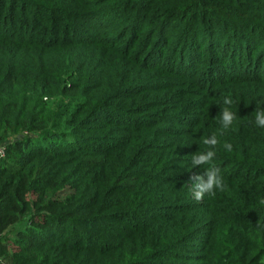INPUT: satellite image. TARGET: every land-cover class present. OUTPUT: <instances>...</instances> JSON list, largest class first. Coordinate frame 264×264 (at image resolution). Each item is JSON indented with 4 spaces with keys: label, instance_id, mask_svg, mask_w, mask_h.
<instances>
[{
    "label": "trees",
    "instance_id": "trees-1",
    "mask_svg": "<svg viewBox=\"0 0 264 264\" xmlns=\"http://www.w3.org/2000/svg\"><path fill=\"white\" fill-rule=\"evenodd\" d=\"M257 109L264 0H0V257L264 264ZM213 133L225 189L197 201Z\"/></svg>",
    "mask_w": 264,
    "mask_h": 264
},
{
    "label": "clouds",
    "instance_id": "clouds-1",
    "mask_svg": "<svg viewBox=\"0 0 264 264\" xmlns=\"http://www.w3.org/2000/svg\"><path fill=\"white\" fill-rule=\"evenodd\" d=\"M223 103L226 107L220 112V120L222 129L226 130L232 126L236 115L230 110V106L233 104V100L230 96H226L223 99ZM255 124L259 127H264V109L255 110ZM218 143L217 134L213 133L211 136L203 139V144L208 146L207 149L203 152H195V154L192 155L193 166H208L203 171L202 175L190 177L193 181L191 185L192 197L197 201L203 200L206 194L210 197L215 196L216 190L223 191L225 189L223 178L220 175V169L212 163L216 156L215 146ZM224 147L227 151L232 150V145L230 143H225ZM261 203L264 204V200H262Z\"/></svg>",
    "mask_w": 264,
    "mask_h": 264
},
{
    "label": "rangeland",
    "instance_id": "rangeland-1",
    "mask_svg": "<svg viewBox=\"0 0 264 264\" xmlns=\"http://www.w3.org/2000/svg\"><path fill=\"white\" fill-rule=\"evenodd\" d=\"M10 140V139H9ZM5 143V142H4ZM64 195V194H63ZM14 228H12L11 230H10V235L11 236H14L15 235V231L13 230ZM0 264H8V259L6 258V257H4V256H1L0 257Z\"/></svg>",
    "mask_w": 264,
    "mask_h": 264
},
{
    "label": "built area",
    "instance_id": "built-area-1",
    "mask_svg": "<svg viewBox=\"0 0 264 264\" xmlns=\"http://www.w3.org/2000/svg\"><path fill=\"white\" fill-rule=\"evenodd\" d=\"M5 150H6V142L0 141V158H3L5 156Z\"/></svg>",
    "mask_w": 264,
    "mask_h": 264
}]
</instances>
